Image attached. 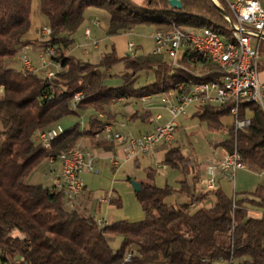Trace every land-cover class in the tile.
<instances>
[{
    "label": "trees",
    "instance_id": "obj_1",
    "mask_svg": "<svg viewBox=\"0 0 264 264\" xmlns=\"http://www.w3.org/2000/svg\"><path fill=\"white\" fill-rule=\"evenodd\" d=\"M33 0H0V262L7 264H264V185L249 192L216 191L211 207H192L209 193L196 191L195 181L182 182L181 193L191 199L174 205L166 201L172 187L159 186L156 169L148 168L142 188L135 192L144 212L137 222L127 220L99 225L92 215L84 216L66 206V196L54 186L24 181L51 153L62 159L80 138L93 136L113 119L106 107L121 98L160 94L179 84L200 83L218 76V68L199 59L181 60L174 66L169 59L152 53L119 57L113 47L98 63L82 60L70 52L71 35L83 24L89 7L106 10L110 15L108 35L131 31L139 25H155L157 30L172 25L209 28L226 40L234 27L226 19L233 17L227 4L213 0H181L172 7L169 0H40L42 13L52 29L46 47L55 48L51 59L61 66L54 78L12 65L20 49L32 41L27 37L32 25ZM122 63V75L111 74ZM201 63L212 67L196 76L187 65ZM154 71L153 79L137 85L139 70ZM120 78V85L106 81ZM81 97L77 102L76 95ZM76 105V107H74ZM232 104L200 107L198 118L209 130L225 127L223 118L231 116ZM81 110H93L88 127L77 124L66 129L51 147L35 139L63 118ZM251 112L250 125L235 130L228 127L229 138L221 143L228 151L236 148L246 166L264 171V108L251 102L240 106V118ZM52 154L50 155V157ZM164 162L188 175L192 160L180 147H170ZM133 177L129 176L128 180ZM260 212L255 214V212ZM120 236L122 244L114 250L109 236ZM135 246V248H133ZM133 251L131 262H124ZM232 261V262H231Z\"/></svg>",
    "mask_w": 264,
    "mask_h": 264
},
{
    "label": "built area",
    "instance_id": "obj_2",
    "mask_svg": "<svg viewBox=\"0 0 264 264\" xmlns=\"http://www.w3.org/2000/svg\"><path fill=\"white\" fill-rule=\"evenodd\" d=\"M218 3L217 0H214ZM233 14V17L226 15L231 26L235 27V33L243 37L247 45V52L239 71L231 70V59L233 49L229 43L213 40V34L202 31L196 27H183L172 25L170 29L153 32L154 47L152 54L166 57L174 66H181V60L177 59V52H184V59H187V51L202 50V57L205 61H214L215 66H222V73L212 80V85H178L173 88L175 94L172 99H166L165 108L170 119L157 125L153 130L141 134H128L119 131L111 122H106L102 127L105 140L122 145L124 148V161L135 160L141 156L151 155L160 146L170 148L175 139L178 127L177 119L186 116L192 106H225L232 104L231 117L235 130L246 128L250 125V119L240 118V106L244 103H257L263 106L264 83L259 79V50L255 41L264 32V5L261 0H224ZM219 4V3H218ZM90 35V30L86 31ZM41 37L50 39L52 29L49 25H43L40 29ZM97 46L98 42H93ZM41 55L40 66H34L32 58L27 53L21 55V61L26 70L31 72L42 71L46 77L54 78L62 69L51 57L55 54V48L49 46ZM128 55L138 54L135 43H128ZM177 89H185V97H176ZM77 102L81 94L76 95ZM149 96H144L146 100ZM76 107V105H74ZM99 117L105 119L104 113ZM161 119V115L157 116ZM66 130L62 124L57 129L40 130L36 134V140L41 145L50 148L51 143L59 137V131ZM56 154L52 153L53 163ZM113 164H118V159L113 158ZM169 167L164 161L157 164L158 169ZM242 156L236 145L233 151H226L224 155L209 165L206 169L207 177L200 184L202 193L215 194L220 189V179L229 177L234 179L240 169L246 168ZM95 171V160L80 145L77 155H69L61 164L60 173L53 184L57 191L63 192L66 196V206L74 208L79 197L84 193L85 182L82 173ZM105 202L106 199H101ZM191 206L197 207L195 202ZM99 225H107L104 219H97ZM133 251H127L124 262H131ZM232 262V261H231ZM0 264H7L1 263ZM216 264H230L228 262H217Z\"/></svg>",
    "mask_w": 264,
    "mask_h": 264
},
{
    "label": "crops",
    "instance_id": "obj_3",
    "mask_svg": "<svg viewBox=\"0 0 264 264\" xmlns=\"http://www.w3.org/2000/svg\"><path fill=\"white\" fill-rule=\"evenodd\" d=\"M133 1L141 4L144 0ZM261 1L264 5V0ZM109 21L110 15L106 10L97 7H89L85 12L83 24L71 35V37L74 39L73 47L75 46L74 48H81L84 57L72 55L82 60L98 63L103 57L100 55L98 56V54L101 53V55H105L110 53L113 47L116 48V41L118 39L119 41L123 40V48L125 49V52L126 50L128 51V43L133 41L138 46L140 45L137 49L138 54L149 53L144 51L141 42L133 38L134 36L138 35V32L141 28H144L148 25H139L135 29L122 34L108 35L107 29ZM149 26L153 28L155 27V25ZM87 30H90V35L87 34ZM152 32L150 37L153 40ZM37 37L28 38L31 41H34L37 39ZM94 41L98 42L97 46L94 45ZM255 41H257L258 44L260 59L259 79L262 83H264V32H262ZM103 42L106 44L105 49L100 52L101 44ZM33 45L34 44H30L27 47H33ZM117 54L119 57L124 56L123 54H120V52ZM95 56L96 61H93V57ZM121 83V79H109L106 81V84L114 86L120 85ZM166 96L167 93L162 92L160 94L150 95L146 100H143V97L140 99L133 97L121 98L116 103L106 107L105 118H107V112L110 113L113 116V119L109 122H111L119 131L123 133L138 135L143 132L153 130L157 127V125L163 124L170 119V115L165 108ZM146 102L147 104H144ZM199 108V106H192L186 116H181L177 119V133L175 134V139L171 146L180 147L183 154L189 156L192 160V165L190 166L188 175L183 174L180 170L172 169L170 166L167 169L157 168V164L161 161H164L165 159V155L169 149L166 146L158 147L151 155L141 156L131 161H124V148L122 145H117L107 140L99 141L98 139L94 138L90 139L91 136L80 138L78 145L82 146L87 153L93 156L95 163L105 162L108 164V166L114 172V179L111 189L107 190L105 194L101 192H94L91 186H89L90 184H88L85 180L84 193L81 195V197H79L77 201L78 203H75L76 206L79 204L78 206H80V209H75H77L84 216L92 215L97 219H104L109 224L123 220H127L129 222H137L142 220L144 218V213L141 205L137 201L135 191L133 190L128 177L131 176L137 181L143 180L146 178V171L148 168L156 169L155 181L159 186L168 185L173 188L174 193L166 199L168 203L181 205L183 203L189 202L191 198L188 195L181 193L182 182H184L186 179H188L190 182L195 181L196 191L200 192V184L198 183L207 177V167L211 165L213 161L216 160V158H219V156L222 157L227 151V149L222 146L221 143L229 138L228 127L233 125V118L231 116L229 117L232 118V122L229 124H226L225 122L226 117L222 119L223 123L225 124V127L222 130L211 131L209 130L208 125H206L208 129L206 137L209 141V156L206 159H203L196 154V151L191 143L189 144V134L187 133V122L191 119L198 118L197 113ZM92 114L93 110H81L79 114L73 115L80 118L79 122L70 120V117L67 116L60 120L57 124H62L66 129H71L75 125L79 124L81 129H86L89 125V117ZM158 115H161L160 120L157 119ZM250 116L251 112H248L247 118ZM68 118L69 121L67 120ZM52 128L57 129L58 125ZM113 158L118 159L117 165L113 164ZM136 168H144V174L135 176L136 174H134V171ZM60 169V159H57L54 163H50V161L45 160L33 171V173L26 177L24 181L30 184H42L44 186L51 187L59 175ZM160 174L165 177L163 184H160L157 181V176ZM224 182H227L228 184L236 182V184L240 187V191L242 192L253 191L258 185H264V171L257 173L246 167L244 169L238 170L234 179L222 177L220 179V189L222 190H224ZM224 191L229 194L228 191ZM101 199H106V201L103 202ZM215 202V194L210 193L206 195L205 199L199 202V206L197 207H211L213 204H215ZM258 213L260 212H255V214ZM113 238L114 236H109L110 243L114 250H118L122 244V238L121 243H119L118 238L114 241L112 240Z\"/></svg>",
    "mask_w": 264,
    "mask_h": 264
},
{
    "label": "rangeland",
    "instance_id": "obj_4",
    "mask_svg": "<svg viewBox=\"0 0 264 264\" xmlns=\"http://www.w3.org/2000/svg\"><path fill=\"white\" fill-rule=\"evenodd\" d=\"M217 1H218L219 4L217 2H215V3H217L220 6H223V3L221 2V0H217ZM43 25H49L48 19L41 11L40 0H33L32 1V25H31V29H30V31H29V33L27 35L30 38H34V37H37V36L38 37H37L36 40H34V41H32L30 43V44H34L33 47H27V46L30 45L29 44V45L21 48L19 53L17 54V56L13 60H7L5 62L6 65H12V66L13 65H17L16 67H20L21 69L26 70V68L22 64L21 55L23 53H27L32 58V62L34 64V66H36V67L40 66L41 55H45L44 51L47 48L45 46V43L49 40V39L41 37L40 29L42 28ZM183 27H185V26H183ZM157 29H159V28H157L156 26L154 28L149 26V25L145 26L144 28H141L139 30V32H138V35L134 36L133 38L135 40H138L139 42L142 43L144 51L150 53V51L154 47L153 46V40L151 39L150 34H151L152 31L154 32ZM120 37H122V36H120ZM105 45L106 44L104 42L101 44L100 52L105 49ZM139 46L135 43V48L136 49H138ZM74 47L72 48V53L71 52L70 53L75 55V56H77V57H84L82 49L81 48H74ZM115 49H116L117 53L120 52V54H123L124 56L129 54L128 51L126 50V52H125V49L123 48V40L119 41V39H118L116 41V48ZM182 54H183V52H180V56ZM99 55L100 56H104V55H101V53H99L98 56ZM95 58H96V56L93 57V61H96ZM187 67L192 72L203 73V74H206L208 71H210L212 67L214 68V66H212V65L210 67H208V66H203L201 63H196L194 65H189V66L187 65ZM124 71H125V69H124L123 64H117L112 70H110V73L120 76V75H122L124 73ZM39 73L41 75H43L42 71H39ZM153 74H154V71L152 69L141 68L139 70L140 77H139V80H138V85H142V84H145L147 82H150V80L153 79ZM113 79H120V78H113ZM166 93H167L166 99H172L174 97V94H175L173 89H168L166 91ZM144 104H147V102L144 103ZM102 113H104V112H102ZM69 117H70V120H74V121H77V122L80 121V118L77 117V116H73L72 115V116H69ZM67 120L69 121V118ZM225 122H226V124L231 123L232 122V118H230L229 116L226 117ZM206 125H207L206 122L204 123L199 118H194V119H191L190 121L187 122V126H188L187 133L189 134V136H188L189 144L191 143V145L194 147V149L196 151V154L198 156H200L201 158H203V159H206L209 156V141H208V138L206 137V133H207L208 129H207ZM103 135H104V133H103L102 128H101L93 136H91L90 139L94 138V139H98L99 141H102V140H105ZM78 142H77L76 146H79ZM50 155H49L48 158L43 159L36 166V168L43 161H45V160L50 161ZM220 158H221V156H219V158H216V160H218ZM216 160H214L213 162H215ZM134 174H136L135 176H139L140 174L143 175L144 174V168H141V169L136 168L135 171H134ZM157 177H158L157 181L160 184H163L165 177L163 175H161V174L158 175ZM82 178L84 179V181L86 180L87 183L90 184L89 186H91V188H92V190L94 192H96V193L97 192H101V193L105 194L106 191L111 189V187L113 185L114 172L108 166V164H106L105 162L104 163H102V162L101 163H97L96 162L95 163V171H93V172L85 171V173L83 172ZM237 182H238V179H237ZM237 186L238 185L236 184V182L235 183H231V184H228L227 182L223 183L224 190L228 191L229 194H231V195H233L234 192H237V193L242 192V191H240V187L239 186L237 187ZM246 192H249V191H246ZM78 205L76 206V204H75L74 208L80 209V206H78ZM117 238L119 240V243H121V237L120 236H114V238L112 240L114 241ZM133 248H135V246H133Z\"/></svg>",
    "mask_w": 264,
    "mask_h": 264
},
{
    "label": "bare ground",
    "instance_id": "obj_5",
    "mask_svg": "<svg viewBox=\"0 0 264 264\" xmlns=\"http://www.w3.org/2000/svg\"><path fill=\"white\" fill-rule=\"evenodd\" d=\"M202 29V31H206L209 34H213V40L217 41V42H226L229 43L231 48L233 49V57L231 59V70L232 71H239L241 66H242V62L245 58L246 52H247V45L246 42L244 41L243 37L238 36L235 33V27H234V32L232 33V38L229 40H226L222 35H220L217 32H214L213 30L209 29V28H200ZM159 30H156L154 32H157ZM202 57V50H189L187 51V59H192V56ZM193 56V57H194ZM184 58V52L183 54L180 56V52H177V59H183ZM209 63L214 65V61H208ZM218 68V73H222V66H216ZM208 73V72H207ZM196 76H202L203 73H196ZM199 85V86H209L212 85V80L207 81V82H200V83H191V84H179V85ZM176 97H185V89H177L176 90ZM77 99V97H76ZM52 129H56V128H50L47 130H52ZM63 132V130L59 131V134H61ZM79 151V146H75V147H71L67 154L64 155L61 159V164H63L65 162V158L68 157V153L69 155H77ZM52 160V156L50 157V161ZM55 162V159L53 161V163Z\"/></svg>",
    "mask_w": 264,
    "mask_h": 264
},
{
    "label": "water",
    "instance_id": "obj_6",
    "mask_svg": "<svg viewBox=\"0 0 264 264\" xmlns=\"http://www.w3.org/2000/svg\"><path fill=\"white\" fill-rule=\"evenodd\" d=\"M215 2V1H214ZM169 3L172 7H178L181 8L182 7V2L181 0H169ZM217 4V3H216ZM132 188L135 192H139L142 188L141 182L137 181L136 179L132 178L130 180Z\"/></svg>",
    "mask_w": 264,
    "mask_h": 264
}]
</instances>
